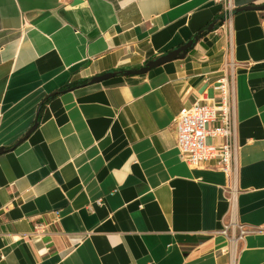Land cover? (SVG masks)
<instances>
[{
  "label": "crops",
  "instance_id": "obj_1",
  "mask_svg": "<svg viewBox=\"0 0 264 264\" xmlns=\"http://www.w3.org/2000/svg\"><path fill=\"white\" fill-rule=\"evenodd\" d=\"M228 2L0 0V264H264V11L236 13L264 0ZM211 25L183 60L90 84ZM223 79L229 175L183 162L174 127Z\"/></svg>",
  "mask_w": 264,
  "mask_h": 264
},
{
  "label": "built area",
  "instance_id": "obj_2",
  "mask_svg": "<svg viewBox=\"0 0 264 264\" xmlns=\"http://www.w3.org/2000/svg\"><path fill=\"white\" fill-rule=\"evenodd\" d=\"M224 2V19L230 20L234 15L228 0ZM215 91L217 98L210 103H195L181 110L174 121L176 146L183 162L192 168H202L216 161L218 170L225 174L236 173L235 119L232 90L223 79L218 82ZM217 124L212 128V124ZM208 139L220 140L219 145L208 144ZM48 235V227L36 225L31 234L32 239H41Z\"/></svg>",
  "mask_w": 264,
  "mask_h": 264
},
{
  "label": "water",
  "instance_id": "obj_3",
  "mask_svg": "<svg viewBox=\"0 0 264 264\" xmlns=\"http://www.w3.org/2000/svg\"><path fill=\"white\" fill-rule=\"evenodd\" d=\"M253 10H258V11H264V6L258 7V8H253V7H245V8H240L236 10V13H241V12H246V11H253ZM214 30V25L209 26L208 31L212 32ZM198 42V39L195 38L191 41H189L187 44L183 45L182 47L173 50L166 55H163L155 60H152L148 62L143 68L138 69V70H128L124 71L121 73H109L105 74L102 76H98L93 78L90 81L91 85L94 84H100L109 80H112L116 78L119 75H122L124 77H136V76H144L151 72L152 70H155L157 68H160L166 64L175 62L177 60H183L188 52L195 46V44ZM38 127V121L36 120L34 126L29 130V132L25 135V137L18 143V145H21L24 143L31 135L32 133L37 129ZM6 151L4 149L0 150V155L4 154Z\"/></svg>",
  "mask_w": 264,
  "mask_h": 264
},
{
  "label": "trees",
  "instance_id": "obj_4",
  "mask_svg": "<svg viewBox=\"0 0 264 264\" xmlns=\"http://www.w3.org/2000/svg\"><path fill=\"white\" fill-rule=\"evenodd\" d=\"M218 22L220 23V20H218ZM216 23V27L219 25V23ZM208 33V30L207 28H204L202 29L195 37L197 38L198 40L201 39L202 37H204L206 34ZM89 81L86 80V81H79V82H75V83H71L69 85H67L66 87H64L63 89H61L60 91H58L55 95L58 96V95H61L63 93H66V92H69V91H72L74 89H77L79 87H83V86H86L88 85ZM53 98H49L47 99L42 105H41V108H40V113H39V120H41V115H42V112H43V109L45 108L46 104Z\"/></svg>",
  "mask_w": 264,
  "mask_h": 264
}]
</instances>
